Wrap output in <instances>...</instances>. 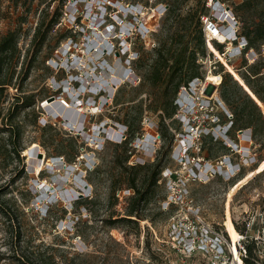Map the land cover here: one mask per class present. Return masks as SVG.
I'll return each mask as SVG.
<instances>
[{
  "label": "rangeland",
  "instance_id": "374dc122",
  "mask_svg": "<svg viewBox=\"0 0 264 264\" xmlns=\"http://www.w3.org/2000/svg\"><path fill=\"white\" fill-rule=\"evenodd\" d=\"M70 1L0 0V35L15 27L20 33L18 48L21 56L17 71L21 61L26 64V59H30L36 48L31 37L40 19L46 17L47 21L55 11L60 12L59 22L49 33L28 77L20 79L23 71L18 77L16 71L13 82L15 86L19 83L21 92L11 85L0 96L3 115L13 102L14 94H33L35 100L26 116L21 115L13 121L21 126L22 139L17 144L24 151L19 158H0V264H18L12 257L1 258L9 254V248L18 241L25 246L21 249L29 256L31 251L40 252L45 246H52L45 255L52 253L57 264H208L209 259L204 256H184L167 240L169 211H163L161 207L166 195L162 181L165 168L183 178L188 198L201 207L207 222L225 226L227 232V228L235 229L238 234L235 222L244 227L243 233L249 238L258 233L261 235L264 229V175H256L264 168V141H260L261 145L240 136L238 148H234L233 153L219 141L224 139L232 146V141L222 135L224 127L230 123H224V119L229 118L232 111L220 99V83L215 85L219 82L215 74H220L222 80V73L226 72L218 60L217 49L208 43V49L214 52L210 58L216 61L215 74H207L204 67L200 70L208 99L215 102L210 113L218 118L197 111L192 121L209 127L212 133L204 131L199 139H202L203 148L191 151L186 163L179 164L176 136L185 130V124L181 122L182 118L176 120L175 116L163 119L161 123L160 110H154L157 89L147 82L148 68L154 58L152 48L160 39L165 14L160 17L151 11L154 4L145 0H118L117 4L107 6L105 18L106 24L112 21L109 17L112 13L123 19L118 22L121 26L115 23L113 32L105 29L106 26H92L91 22L95 20L89 21L85 16L80 17L76 26L67 15L73 3ZM130 2L141 5L129 7ZM200 2L202 0H187L180 10L184 13ZM87 3L91 5L94 0ZM129 10L137 14L135 20L128 14ZM134 24L142 29L141 35H131L129 29H122L128 25L130 30L134 29ZM68 31L71 34L62 37ZM252 50L249 59L245 58L247 65L259 57L258 50ZM260 50L264 55V46ZM243 59L238 56L230 64L239 67ZM219 63L223 66L222 72ZM78 79L80 81H73ZM77 95L82 100L80 105ZM50 96L55 97L54 102L45 101ZM60 101L68 107H62ZM65 119L74 125L65 123ZM127 121L136 131L135 138L127 144L128 159L132 152L142 158L140 162H153L158 155L162 164L157 185L146 194L150 198L148 203L138 207L142 219L130 216L135 222L122 220L128 218L126 214L133 190L127 186L126 175L120 167L126 153L122 147L115 148L114 143L118 141L115 138L119 133L125 134L120 141L129 138L120 127ZM47 125L52 128L42 135L40 129ZM2 126L0 118V130ZM161 127L166 139L158 135V141L152 139L150 146H144L142 141H149L147 135L155 128L161 134ZM207 134L218 140L210 142ZM5 138L6 133L0 131V152ZM59 144L64 146L67 154L77 148V155L67 160L66 153H58ZM227 157L230 158L228 162H220ZM198 159L201 165L197 164ZM68 165L72 167L69 169ZM240 168L241 174L231 184L228 178ZM191 170L198 172L196 180H192ZM215 172L221 174V178ZM144 173V170L139 171L138 178L141 179ZM44 194L53 195V198L46 200L42 197ZM77 198L82 200L77 202ZM259 249L263 255L260 261L264 263L262 244Z\"/></svg>",
  "mask_w": 264,
  "mask_h": 264
},
{
  "label": "trees",
  "instance_id": "16d2710c",
  "mask_svg": "<svg viewBox=\"0 0 264 264\" xmlns=\"http://www.w3.org/2000/svg\"><path fill=\"white\" fill-rule=\"evenodd\" d=\"M161 1L163 2V0ZM185 1L187 0H169L165 2L168 8L161 23L159 31L160 39L157 46L152 48L154 58L151 60L147 72V82L151 88L157 89L154 110H160L162 124L163 119L171 118L176 114L177 105L174 101L179 88L182 85H187L193 78L203 76L200 70L201 65L197 62V59L206 55V47L199 21V17L205 12V8L203 2H200V5L189 7L183 13L180 9L182 3ZM234 9L240 18L241 34L247 39V46L242 51L241 56L244 59L239 67H233L229 62L221 58L222 54L217 51L218 59L226 69V72L222 73V80L219 84V96L232 111L231 118L226 119L224 117L226 119H224V123L230 122L225 134L229 140L238 146L239 137L236 138L237 133L249 129L250 139L261 144L260 141H264V55L261 54L260 47L264 46V0H241ZM45 18L42 17L34 28L31 42L36 45V48L31 54L30 59H26V64H23L24 60L21 61L19 71H17V66L20 62L21 52L18 48L20 38L18 28L9 29L0 35V96L4 95L3 93L8 86H15L13 79L16 71L17 77L23 71L22 76L19 75L20 79L28 77L30 69L34 66L33 62L36 61L39 53L48 41L49 33L59 22L60 12L55 11L47 21H45ZM70 34L71 32L68 31L62 37ZM253 48L258 50L259 57L247 65L245 53ZM218 65L219 71L222 72L223 66L220 63ZM242 82L249 89L250 93L259 100L262 109L242 87ZM16 85L15 88H19V92H21L22 87L19 86V83ZM13 97L14 100L4 115L3 108L0 107V118L4 125L0 131L6 133V138L1 147L0 158H9L11 156L19 158L21 152L24 151V148L17 144L22 139L21 126L14 124L13 121L21 115L23 117L26 116L27 111L31 107H34L35 104L33 94H14ZM140 118L141 114L138 116V121ZM174 118L177 120L176 117ZM35 123L36 121H33V124ZM122 125L125 126V132L128 133L129 138L114 143L115 148L122 147L126 153L120 161V167L126 175L127 186L133 190L126 214L128 218H122V220L135 222L136 220L131 219L130 216L142 219V215L138 212V207L143 203H148L150 198L146 194L157 185L162 164L160 162L161 158L158 155L155 156L156 160L153 162L137 163V165L126 164L129 157V154H127L129 150L127 144L135 138L136 131L133 130L132 124L128 121ZM51 128L50 125L42 127L40 129L41 134L44 135ZM160 131L161 134L157 131L160 138L166 139L162 127ZM210 135L207 134V138L211 142L214 138ZM169 140L171 141V138ZM216 140L218 139H214V141ZM219 141L223 144L224 148L232 153L234 152V148L224 142V139H220ZM42 144H44L43 141ZM200 147L203 148L202 139ZM73 151L75 152L67 154L64 146L59 144L58 153H66L67 160H72L74 155H77L78 149L73 148ZM21 157L24 158V155ZM54 157L57 158V156ZM227 158L230 160L229 157ZM66 162L71 164L69 161ZM241 169L235 175L228 178L231 184L236 182L235 179L241 174ZM141 170H144L145 173L140 179L138 175ZM259 175H264V168L256 176ZM216 176L221 178V174ZM248 183L249 181L241 188H244ZM81 200L80 198L76 199L77 202ZM6 213L9 215L8 212ZM110 223L112 225L114 221ZM233 224L238 232L243 233L245 231L244 227H239L235 222ZM227 230L231 240L234 242L232 235L237 232L235 229L227 228ZM262 234L264 239V229ZM22 247L24 248L25 246L20 245V241H18L15 246L9 248V254L4 257L1 256V258L12 257L18 264H57L52 253L45 255V251L52 249L50 245L45 246L43 251L29 252L30 256L27 254V251L21 249ZM245 249L246 255L243 258V264H264L260 261L258 255H256L258 246H256L255 241L248 238V241L245 243ZM44 256L47 257V261Z\"/></svg>",
  "mask_w": 264,
  "mask_h": 264
},
{
  "label": "built area",
  "instance_id": "2783aa9c",
  "mask_svg": "<svg viewBox=\"0 0 264 264\" xmlns=\"http://www.w3.org/2000/svg\"><path fill=\"white\" fill-rule=\"evenodd\" d=\"M67 15L76 26L78 16L88 17L90 21L91 14L100 13V10H104L107 13V6H113L117 4L118 0H94L93 4H88L89 0H71ZM146 3L154 4V8L160 17L163 16L168 8L165 2H159L157 0H145ZM205 12L200 15V29L203 35L206 55L199 57L197 62L206 69L207 73L212 72L215 74L214 69L216 61H212L210 54L214 55V52L208 49V43L210 42L218 52L230 63L234 58L241 56L242 51L247 46V39L241 34V21L234 7L241 2V0H202ZM141 4L139 2H130L127 4L129 7H137ZM96 11H94V9ZM132 11V10H131ZM136 11V10H135ZM113 14V13H112ZM112 14L110 16L112 17ZM128 14L137 18L136 13L128 11ZM133 25V22L130 23ZM81 28L83 26H80ZM137 25L131 29V35H141L142 29ZM79 29V28H78ZM253 53L252 49H249L245 56L249 59L250 54ZM68 55V53H66ZM220 75V74H216ZM207 78V76H206ZM221 82V80H220ZM202 83V77L193 78L187 85H182L176 95L175 103L177 105V112L175 117L180 119L185 124V130L176 136L177 141V154L178 163L181 164L188 160L189 153L194 150L200 149V136L201 134L212 133L209 127L200 126L196 122L192 121L193 116L197 115V111L203 112L206 116L216 117L210 112L214 109L215 102L208 99L205 86ZM188 98H191L192 105L189 106ZM78 105L82 104V100L77 99ZM81 101V102H79ZM66 104L64 101H62ZM189 116L188 120H185ZM218 118V117H216ZM231 118V116L229 117ZM154 136V141H158L159 134L157 128L154 132L150 133ZM156 135V136H155ZM238 137L250 138V135L246 136L244 131L237 133ZM120 137H125L124 133H121ZM145 137V136H144ZM158 139V140H157ZM190 139V140H189ZM143 142V141H142ZM156 155V151L153 153V157ZM224 159V158H223ZM141 157L136 156L134 152L131 153L128 159L129 164L143 163L140 162ZM198 165H201L200 159L197 160ZM228 162V158L220 160V162ZM195 167V166H194ZM167 174H163L165 172ZM194 176L192 180H196L198 172L191 170ZM162 173V181L164 182L166 195L161 201V207L163 211H169V217L166 222V232L169 234L167 240H170L173 248H176L184 256L199 255L209 259L208 264H243V258L246 255L245 243L248 241V236L243 233H238L239 238L236 241V250L234 252L231 239L225 226H214L207 222L202 214L200 206L193 203V200L188 198V191L183 183V178L176 176L173 170L165 168ZM217 174V172H215ZM249 239L255 241L258 249L256 255L259 259L263 256L262 251L259 249V244H262L264 248L263 234L250 236ZM237 256V257H236ZM240 261V262H239Z\"/></svg>",
  "mask_w": 264,
  "mask_h": 264
},
{
  "label": "clouds",
  "instance_id": "9594fccd",
  "mask_svg": "<svg viewBox=\"0 0 264 264\" xmlns=\"http://www.w3.org/2000/svg\"><path fill=\"white\" fill-rule=\"evenodd\" d=\"M115 7V6H114ZM105 11L104 10H102V23H101V25L103 26L104 24H106L105 23V18H106V16H107V14H105L104 13ZM80 17L81 16H78V20H77V23H79L78 21H79V19H80ZM110 17V19L112 20L111 22H110V24H113V17H111V16H109ZM113 31H114V28L112 29ZM124 42H126V40H123ZM125 52H127V51H125ZM68 53V52H67ZM74 82H78V81H80L79 79L78 80H73ZM84 86V85H83ZM175 102V101H174ZM188 103H189V106L190 105H192V100H191V98H188ZM176 104V103H175ZM177 112V111H176ZM189 119V116H187V118L185 119V120H188ZM219 125V124H218ZM229 125H230V123L226 126V127H224V129H223V136L225 137V138H227L228 139V137L226 136V134H225V132H226V130L228 129V127H229ZM120 127H122V129H123V131H125V126L124 125H121ZM225 134V135H224ZM120 135H121V133H119L117 136H116V138H115V140H118V141H116V142H120V140H119V138H120ZM148 136V139H149V141L148 142H146V141H144L143 140V144H144V146H150V142H151V140L153 139V141H154V136L152 135V134H148L147 135ZM229 140V139H228ZM231 141V140H230ZM231 144H232V147L233 148H235V149H237V144H235L233 141L231 142ZM69 167V166H68Z\"/></svg>",
  "mask_w": 264,
  "mask_h": 264
},
{
  "label": "bare ground",
  "instance_id": "6f19581e",
  "mask_svg": "<svg viewBox=\"0 0 264 264\" xmlns=\"http://www.w3.org/2000/svg\"><path fill=\"white\" fill-rule=\"evenodd\" d=\"M123 6V5H122ZM123 8V7H122ZM151 11H153V12H156L155 10H151ZM157 13V12H156ZM148 14V13H147ZM158 14V13H157ZM144 27H145V25H144V23H143V21H141L140 22ZM125 24V23H124ZM129 26V25H128ZM124 27V28H122L123 30H125V31H128V29H129V31H130V28L129 27ZM123 27V26H122ZM121 29V30H122ZM110 30V29H109ZM122 46V45H121ZM221 58H223V59H225L223 56H221ZM219 60V59H218ZM226 60V59H225ZM227 61V60H226ZM228 62V61H227ZM69 64V63H68ZM209 73H212V72H208L207 74H209ZM212 74H214V73H212ZM215 76H218L219 77V82L217 83V84H215V85H218L219 83H220V80H221V76L220 75H216L215 74ZM121 77H123V76H121ZM118 78V77H117ZM208 84V83H207ZM241 84H243L244 85V83L242 82ZM244 87H245V89H247V87L244 85ZM247 91H249V89H247ZM250 92V91H249ZM60 103H62L61 101H60ZM44 104V101H43V103H42V105ZM63 104V103H62ZM65 106V105H64ZM48 107V106H47ZM65 107H68V106H65ZM67 123H69L71 126L72 125H74V123H71V122H67ZM68 124V125H69ZM75 128V127H74ZM113 132V131H112ZM115 133V132H114ZM231 142V141H230ZM233 239H234V242L232 241V243L234 244V247H233V250H234V252H235V250H236V241L238 240V234L237 233H233ZM231 239V238H230ZM237 257V256H236ZM240 262V261H239Z\"/></svg>",
  "mask_w": 264,
  "mask_h": 264
},
{
  "label": "water",
  "instance_id": "95a60500",
  "mask_svg": "<svg viewBox=\"0 0 264 264\" xmlns=\"http://www.w3.org/2000/svg\"><path fill=\"white\" fill-rule=\"evenodd\" d=\"M241 85L245 89L244 85L243 84H241ZM245 90L247 91V89H245ZM247 92L251 96V98L258 104V106L262 109L261 105L259 104V100L254 95H252L249 91H247ZM54 100H55V97L54 96H50L45 101H47V102H54ZM262 112H263V110H262ZM263 114H264V112H263ZM63 121L65 123L68 122L66 119L63 120ZM244 133L246 134V136L250 135V132L248 130H245ZM38 157H41V154H38ZM69 169H70V167H69Z\"/></svg>",
  "mask_w": 264,
  "mask_h": 264
},
{
  "label": "flooded vegetation",
  "instance_id": "af4514ba",
  "mask_svg": "<svg viewBox=\"0 0 264 264\" xmlns=\"http://www.w3.org/2000/svg\"><path fill=\"white\" fill-rule=\"evenodd\" d=\"M114 14V18H113V27H114V32H115V23L116 24H119L118 22H123V19L116 13H113ZM119 19H118V18ZM120 25V24H119ZM120 28V26H118V29Z\"/></svg>",
  "mask_w": 264,
  "mask_h": 264
}]
</instances>
